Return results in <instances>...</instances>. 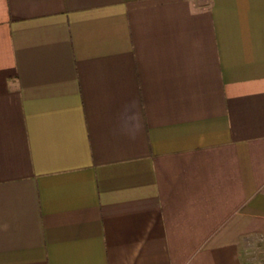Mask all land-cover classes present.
I'll list each match as a JSON object with an SVG mask.
<instances>
[{"label":"crops","instance_id":"crops-1","mask_svg":"<svg viewBox=\"0 0 264 264\" xmlns=\"http://www.w3.org/2000/svg\"><path fill=\"white\" fill-rule=\"evenodd\" d=\"M264 254V0H0V264Z\"/></svg>","mask_w":264,"mask_h":264},{"label":"rangeland","instance_id":"rangeland-1","mask_svg":"<svg viewBox=\"0 0 264 264\" xmlns=\"http://www.w3.org/2000/svg\"><path fill=\"white\" fill-rule=\"evenodd\" d=\"M249 256V262H252V264H264V254L257 253L254 254L253 252H248Z\"/></svg>","mask_w":264,"mask_h":264}]
</instances>
